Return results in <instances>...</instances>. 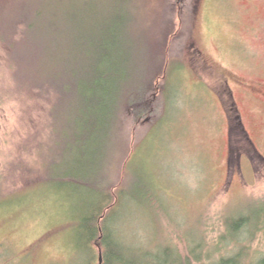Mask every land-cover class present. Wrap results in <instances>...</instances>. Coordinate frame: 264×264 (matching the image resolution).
I'll use <instances>...</instances> for the list:
<instances>
[{
	"label": "rangeland",
	"instance_id": "374dc122",
	"mask_svg": "<svg viewBox=\"0 0 264 264\" xmlns=\"http://www.w3.org/2000/svg\"><path fill=\"white\" fill-rule=\"evenodd\" d=\"M136 6L139 16L145 15L140 27L148 36L144 45L157 38L153 47L159 50L164 40L160 33L172 35L166 51L168 78L161 76V91L149 95L150 103L156 101L151 105L157 125L133 158L134 166L142 165L129 172L124 167L117 187L138 181L157 201L130 198L114 212L119 221L113 229H121L124 244L145 251V256L135 252L125 259L129 264H175L177 250L191 264H198L193 251H200L202 264L227 258L262 264L264 0H138ZM38 9L35 0H0V108L7 160L0 264H100L98 247L79 239L84 218L80 192L77 184L67 182L79 169L75 135L69 132L75 120L69 89L63 84V98L44 84L43 69L34 64L19 70L1 35L15 23L11 40L22 43L28 38L22 35V17ZM28 20L42 26L35 18ZM33 43L24 54L32 55L34 63ZM162 61L158 58L157 68ZM138 71L144 72L141 67ZM18 73L38 74L40 81H22ZM52 75L61 82L51 70ZM235 117L245 129H235ZM150 128L151 123L143 138ZM64 176L65 195L59 193L61 183L53 185ZM243 219L252 222L253 232L247 229L241 243L225 240L228 220ZM208 250H221L216 261L207 262ZM241 252L246 257L238 260Z\"/></svg>",
	"mask_w": 264,
	"mask_h": 264
},
{
	"label": "trees",
	"instance_id": "16d2710c",
	"mask_svg": "<svg viewBox=\"0 0 264 264\" xmlns=\"http://www.w3.org/2000/svg\"><path fill=\"white\" fill-rule=\"evenodd\" d=\"M35 1L38 11L34 14L29 10L22 17V35L24 33L28 38L22 40V43L11 40L12 32H16L15 23L7 26L1 35L4 37L3 42L12 48L13 55L9 58L13 64H17L19 70H26L28 64H34L43 69L40 77L44 84L57 90L63 98V84L69 89L70 111L74 116L70 115L75 119L69 125V132L75 135V148L79 155L76 164L79 169H75L69 177L54 180L53 185L61 183L63 188H60L59 193L65 195L67 182L77 184L80 210L84 215L80 223L82 231L79 239L98 247L99 251L101 248L104 264H129L125 255L137 252L145 256V251L124 244L121 229H113L119 221L115 220L114 212L130 198L137 201L156 200L147 188L140 187L138 181L128 180L122 189L117 187L124 167L129 172L142 165L140 161L134 166L133 158L137 151L144 148L145 142L150 139V132L157 125L155 105H151L156 104V101L151 100L153 102L150 103L149 95L152 92L153 97L157 94V89H160L157 81L161 76L168 78L166 51L172 31L163 35L160 33L164 40L159 50L153 47L159 42L157 38L148 45L146 41L144 45L148 36L145 37L146 34L141 32L145 15L141 12L139 16L136 6L138 0ZM24 5L30 9L35 7L28 3ZM29 16L41 22L42 26L33 25L35 23L28 20ZM34 41L37 59L33 63V56L25 55L24 51ZM21 47L23 53L18 52ZM158 58L163 61L157 68ZM140 67L144 72L138 71ZM51 70L59 76L61 82L51 76ZM18 76L29 83L35 79L40 81L38 74H33V79L29 75L23 77L18 73ZM239 119L235 117V129L243 127ZM149 123L151 128L143 138L142 133ZM135 141L139 147L133 148ZM140 208H144L143 203H140ZM261 215V219H264V211ZM228 221L229 231L225 240L235 239L241 243L240 239L248 233L246 230L250 229L252 222L246 219ZM199 249L202 251L201 247ZM174 252L175 264H191L183 260L177 250ZM220 252L208 250L207 262L216 261ZM192 253L196 262L202 264L200 251ZM167 254L171 258L172 250H168ZM243 257H246V252L239 253L237 259L243 260ZM235 259H222L215 264H239ZM262 262L264 264V259Z\"/></svg>",
	"mask_w": 264,
	"mask_h": 264
},
{
	"label": "flooded vegetation",
	"instance_id": "af4514ba",
	"mask_svg": "<svg viewBox=\"0 0 264 264\" xmlns=\"http://www.w3.org/2000/svg\"><path fill=\"white\" fill-rule=\"evenodd\" d=\"M1 107V104H0ZM5 115L0 108V199L3 196L6 181V136L4 131Z\"/></svg>",
	"mask_w": 264,
	"mask_h": 264
},
{
	"label": "water",
	"instance_id": "95a60500",
	"mask_svg": "<svg viewBox=\"0 0 264 264\" xmlns=\"http://www.w3.org/2000/svg\"><path fill=\"white\" fill-rule=\"evenodd\" d=\"M100 252H101L100 264H104L103 252L101 248H100Z\"/></svg>",
	"mask_w": 264,
	"mask_h": 264
}]
</instances>
